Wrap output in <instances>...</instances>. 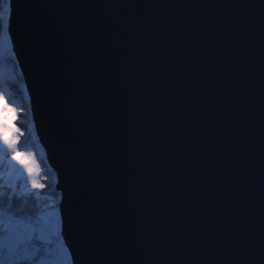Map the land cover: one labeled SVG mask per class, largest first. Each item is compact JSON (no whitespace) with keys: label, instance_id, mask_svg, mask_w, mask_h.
Returning a JSON list of instances; mask_svg holds the SVG:
<instances>
[{"label":"water","instance_id":"1","mask_svg":"<svg viewBox=\"0 0 264 264\" xmlns=\"http://www.w3.org/2000/svg\"><path fill=\"white\" fill-rule=\"evenodd\" d=\"M10 2L72 264H264V0Z\"/></svg>","mask_w":264,"mask_h":264},{"label":"snow or ice","instance_id":"2","mask_svg":"<svg viewBox=\"0 0 264 264\" xmlns=\"http://www.w3.org/2000/svg\"><path fill=\"white\" fill-rule=\"evenodd\" d=\"M5 0H0V63L6 59L15 60L7 32L8 7ZM17 73L10 71L7 74L8 87L22 95L21 89L15 83ZM3 77L0 76V84ZM0 99H5V91L0 90ZM5 100L4 107L14 113V119L24 108H16ZM7 127V126H5ZM13 132L19 133L9 138L0 133V141L5 147H0V161L4 160L5 153L10 150L11 160L23 170L18 173L16 180H24L30 184L32 190H43L46 185L40 182L41 167L37 161L36 152L27 149L29 141L25 139L20 145L21 137L25 132L17 125H13ZM30 136V133L28 134ZM47 179V177H44ZM28 187L18 189L16 183L5 187L0 182V264H50L47 258L55 257L57 261L67 259V251L60 236L59 220L53 212L42 213L37 207L40 191L35 192V199L27 196Z\"/></svg>","mask_w":264,"mask_h":264},{"label":"rangeland","instance_id":"3","mask_svg":"<svg viewBox=\"0 0 264 264\" xmlns=\"http://www.w3.org/2000/svg\"><path fill=\"white\" fill-rule=\"evenodd\" d=\"M8 17H9V15L7 16V20H8ZM7 24H8V21H7ZM14 68H16V66ZM6 82H7V86H8L9 82L7 80H6ZM16 82H17V85L19 86V88L21 89V92L25 91V85H24L22 75H17V79H16L15 83ZM0 90H3L1 88V86H0ZM11 93L13 94V91L10 89V92L8 94L5 92V99H0V133L7 134L9 136V138H12L14 135H19V133L13 132V125L19 126L21 128V130L25 132V136L21 137L20 145H22L24 143L25 139H28V138L31 139V129L33 128L32 112L26 103L23 102L22 105L20 106L14 100V98L15 99H23L22 95H17V96L14 95L13 96ZM5 100H7V102L9 104H13V101H14L15 102L14 106L18 109L21 107L24 108V111L22 113L18 114V119H14V113H12L9 109H6L4 107ZM5 126H7V127H5ZM29 133H30V136L28 135ZM0 147H5L2 145V141H0ZM22 150H25V149H22ZM26 150L35 151V149H32V148H27ZM5 157L6 158L4 160L0 161V175L5 176L6 182L8 184L16 183L17 185H20L22 187L30 188V184L26 182V180H27L26 173H24V177H25L24 180H21V181L16 180L18 173H21L23 170L20 168L19 165L16 164L15 161L11 160L10 150L5 153ZM36 157H37V161H40V160H38L37 154H36ZM42 174L43 173H42V168H41V173H40L39 179H40L41 183H44L46 185L45 189L42 190V193H45L48 195V193H47L48 191H46V190L49 186V181L51 180V178L47 175L44 176V174L43 175ZM44 177H47V179H43ZM53 179H55V181H56V177H54ZM48 196H49L48 197L49 199L46 202L45 206L43 207L45 210L44 213H47V212L55 213V216L58 218V220L60 222L59 227H60V231H61L62 228H61V217H60V209H59V203L61 200L60 194L56 192L54 195L52 194V195H48ZM62 243L64 244V241H62ZM64 246H65V249L67 251V259L65 261H57L55 257H50V258H47L50 261V264H72L71 255H70L65 244H64Z\"/></svg>","mask_w":264,"mask_h":264},{"label":"trees","instance_id":"4","mask_svg":"<svg viewBox=\"0 0 264 264\" xmlns=\"http://www.w3.org/2000/svg\"><path fill=\"white\" fill-rule=\"evenodd\" d=\"M8 21V20H7ZM7 27H8V24H7ZM16 66V63H15V60L14 61H9L8 59H6L3 63H0V76H2L4 79H3V83L0 84L1 88L3 89V91H5L7 94L10 92V88L7 86V74L10 72V71H13V68ZM14 71L15 73H17L18 75L20 74L19 70L17 71L15 68H14ZM13 98V97H12ZM12 100V99H11ZM14 100L16 101V103H18V105H22V103L24 102L23 99H15ZM29 141V146L28 148H32V149H35V151L37 152V156H38V160H40L39 158V155L41 154V162L38 161V163L40 164L41 168H42V173L47 176H49L51 178V180L49 181V186L47 188L46 191H48V195H54L56 193L55 191V179H53L55 176L54 172L50 169V166L49 164L47 163V161L45 160V156H44V153L41 151V149L39 150V153H38V150H37V147L39 146L38 144V141H37V137L35 136L34 132L31 131V139H27ZM23 145V144H22ZM21 145V146H22ZM26 150V149H25ZM39 154V155H38ZM42 174V175H43ZM44 179V178H43ZM42 179V180H43ZM0 182H4L5 184V187H7L9 184L6 182V179H5V176H2L0 175ZM41 182V181H40ZM18 189L22 186L20 185H17ZM36 191H40V196H39V200H38V203L36 204V207L42 212L44 213V206L46 204V202L48 201V195L45 194V193H42V190H32L31 188H29V192L26 194L27 196L35 199V192ZM61 232V231H60ZM62 240V239H61ZM63 241V240H62Z\"/></svg>","mask_w":264,"mask_h":264},{"label":"bare ground","instance_id":"5","mask_svg":"<svg viewBox=\"0 0 264 264\" xmlns=\"http://www.w3.org/2000/svg\"><path fill=\"white\" fill-rule=\"evenodd\" d=\"M11 2H10V0H5V5L4 6H7L8 7V9H9V11H8V15L11 13ZM2 25H0V29H2ZM9 38V41H10V37H8ZM12 94V93H11ZM13 96L14 95H16V93L13 91V94H12ZM17 96V95H16Z\"/></svg>","mask_w":264,"mask_h":264}]
</instances>
